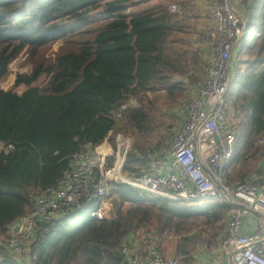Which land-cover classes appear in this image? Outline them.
Segmentation results:
<instances>
[{"label":"trees","instance_id":"1","mask_svg":"<svg viewBox=\"0 0 264 264\" xmlns=\"http://www.w3.org/2000/svg\"><path fill=\"white\" fill-rule=\"evenodd\" d=\"M133 2L0 0V80L24 51L33 62L31 74L46 77L43 83L27 81L22 92L0 88V139L13 145L0 152V264H27L13 257L2 241L28 212L32 191L54 185L70 169L75 153L102 144L119 124L117 129L137 138L126 169L151 168L138 155L152 152L147 143L160 126L151 113L159 97L150 100L149 93L165 90L176 100L184 93V79L193 81L189 68L199 65L200 55L174 45V35L187 30L180 12H171L164 3L143 8L147 2ZM245 3L248 27L258 11L260 21L242 39L227 96L238 116L233 126L236 146L227 167L230 183L242 163L264 156L258 144L264 133V0ZM58 41V50L49 55ZM28 76L19 74L18 81ZM129 95L137 97L139 106L130 108L117 125L115 115ZM163 144L159 139L157 145ZM248 170L244 167L239 177ZM110 195L116 212L108 219L91 215L99 206L95 203L57 220L41 246V263L126 264L120 252L123 241L151 223L158 248L160 236L173 233L190 255L196 238L205 233L194 221L201 218L204 226L218 222L215 240H207L214 246L230 212L219 200L175 201L126 183H115Z\"/></svg>","mask_w":264,"mask_h":264},{"label":"built area","instance_id":"2","mask_svg":"<svg viewBox=\"0 0 264 264\" xmlns=\"http://www.w3.org/2000/svg\"><path fill=\"white\" fill-rule=\"evenodd\" d=\"M209 1L215 26L204 38L208 47L204 75L193 85L182 127L170 144L160 149V155L170 158L174 170L128 171L126 158L133 149V139L124 134H117L113 142L108 136L110 145L102 143L75 153L70 169L54 185L32 191L28 212L12 225L2 241L18 261L42 264L41 246L51 226L61 218L95 203L99 206L91 210L93 217L98 220L112 217L115 210L108 198L113 185L126 183L170 200L190 203L219 200L231 205L226 234L220 239V247L231 253L229 264H264V162L255 172L233 183L228 181L226 172L236 146L227 96L235 71V55L247 33L246 3ZM169 9L179 12L180 7L172 3ZM138 106L137 97L129 95L115 115L117 125L130 108ZM115 130L117 126L110 134ZM258 144L264 147V133ZM12 148V144L0 139V152ZM251 213L256 215V223L246 230L244 221ZM120 252L126 264H186L176 257H166L146 228L128 235Z\"/></svg>","mask_w":264,"mask_h":264},{"label":"rangeland","instance_id":"3","mask_svg":"<svg viewBox=\"0 0 264 264\" xmlns=\"http://www.w3.org/2000/svg\"><path fill=\"white\" fill-rule=\"evenodd\" d=\"M143 1L145 0H134L132 4H135V3L144 4ZM194 1L196 3H200V2H204L205 0H146L145 2H147L148 4H145V6L140 5V7L142 6L143 8L144 7H155L163 3L168 5V7L172 3H177L179 7L181 5L179 12L181 11L182 15H185V16H186L185 13H187V18H184V17L182 18L184 19V21H186V23H188L187 24L188 29L185 32L179 33L177 36L174 35L175 40H176L174 45L177 48L184 47V48H188L190 51L191 50L194 51L195 49H199L198 41L202 40V37L205 38L206 34L215 26V25L212 26V28L209 27V24H212L213 22V21L211 22L212 20L210 16L211 11L208 13L209 16L207 17H205V15L203 14H197L194 10ZM248 20H249V17H248ZM259 21H260V11L256 12L254 18L251 20V23L249 24V27L247 30V34L252 33L257 28ZM180 38H181V41L178 40ZM60 45H61V41H58L55 44H53L48 54L51 56H54L55 52L58 50ZM201 54H200V59H199V65L190 66L189 68L190 70L189 74H192V77L194 78L193 81H191L190 79L186 81L184 93L181 96L177 97L176 100L174 101L171 100V98L165 92V90H160L155 93H149L150 100L154 99L155 97H159V100L157 101V106H156L157 108L154 105V109L151 110V113L154 116L156 122L158 124L160 123V126L151 135L152 137L149 139L147 143V145L150 146V149L152 150V152L156 155H160L161 147L163 146L162 147L163 149L165 146L169 145L170 142L172 141L171 139L175 136V134L182 127V124L185 118V107H186L188 100L190 99L193 85L197 83L198 81L202 80L203 75H204V67H205V64L208 58V47H207V51L205 52V57L203 54L202 55ZM235 60H236V65H237V58H235ZM236 65H235V68H236ZM32 70H33V62L28 56V53L24 51L22 54H20L19 57H17L11 63L10 74L8 75L6 79L2 81L0 80V88L7 90V91L14 90L17 92H22L27 87V84H25L27 81L31 80L30 82L34 81V83H43L46 80V77H44L43 74H39L37 76L32 75L31 74ZM19 74H27L29 76L25 78L26 80L24 79V81H18ZM18 82H20L21 84H18ZM227 110L229 113V119H230L231 125L232 126L235 125L236 127L238 116L235 114L236 110L234 106L230 104L229 101H228ZM119 125L117 127H119ZM117 134H124V135H128L132 137L133 147L134 146L136 147V140H137L136 136L131 132H122L119 130V128L115 130L114 132H112V135L109 136V140H113V139L115 140L114 137ZM159 139H163L164 144L162 146L157 145V142ZM152 152L149 151L148 153H143L139 151L138 155L140 158L147 159L148 161H150V164H153V156H152L153 153ZM257 164H258V161L255 158L253 157L249 158L248 160H246L245 163H242L239 166L238 174H236V176L234 175L235 178L233 180H237L241 178L239 177V172H244L243 171L244 167H247V168L252 167L253 170L251 173L255 172L259 168L258 166L259 164L258 165ZM156 165L158 166V164ZM112 198L113 197H111L110 195L108 198V201L112 204L116 212V206ZM229 206H230L229 217H227L224 221L225 230L227 228V224H228L229 218L232 213V207L231 205ZM194 225L198 227L197 230L205 229V233L203 234V238H196L195 243H194L195 246L193 250L191 251V253L195 250L197 246V242H201L203 244L205 243L209 248H211L213 245L207 243V240H212V241L215 240V238L213 237V233L216 232L218 229V225H219L218 222L212 223L211 225L204 226L203 220L201 218H197L194 221ZM147 227L148 228L146 229H148V231H150L153 235V232L155 231L154 229L156 228L155 224L151 223ZM225 230L223 234L219 236V238L215 241L216 244L213 247H217V241L223 238V235H225ZM160 237L162 239H161V242L159 243V248L161 249V251L163 252L165 256L176 257L179 260H183L185 263H186V260L190 259L191 254L187 255L182 251L183 245H182V241L180 240V237L178 238V235H175L172 233V234H167L165 236L162 235Z\"/></svg>","mask_w":264,"mask_h":264},{"label":"crops","instance_id":"4","mask_svg":"<svg viewBox=\"0 0 264 264\" xmlns=\"http://www.w3.org/2000/svg\"><path fill=\"white\" fill-rule=\"evenodd\" d=\"M145 1H143V2H145ZM180 7H181V5H180ZM194 10H195V12L197 14H203V15H205V17H207V16H209L208 13L212 10V4L210 3L209 0H205L204 2H200V3H196L194 1ZM183 13H185V12H183ZM185 14H186V16L182 15V13L180 11L181 18L182 17L187 18V13H185ZM211 22H212V20H211ZM214 25H215V23L212 22V24H209V27L212 28V26H214ZM179 33H181V32H178L177 35ZM203 39H204V37H202V40L198 41L199 49H195L194 51L193 50H191V51L192 52H197L198 54L201 52L204 55V57H205V52L207 51V47H206L207 44L204 42ZM178 40L181 41V38L178 39ZM236 54H237V52H236ZM235 58H236V55H235ZM188 79H190V76H188V77H186L184 79L185 83H186V81ZM110 135H112V133ZM113 140H111V142H113ZM103 143H105L106 145H108V144L110 145V143L108 142L107 139ZM107 148H108V146H107ZM263 162L264 161L261 158V159L258 160V164L259 165L258 164L257 165L260 166V164L263 163ZM156 164H158V166ZM148 170H152V172H155V173H168V172L173 171L174 169H173V167L171 165L170 158L163 157V156H160V155H156L153 158V164H151V168L148 169ZM252 170H253L252 167H250L248 172H247L248 174H246V176L250 175ZM234 181H232V182H234ZM244 223H245V229L246 230L252 229L254 227L255 223H256V215L254 213H251V214L247 215L246 218H245ZM225 234H226V230H225ZM137 245L140 248V244H137ZM139 251H141V248L139 249ZM230 255H231L230 252H227V251H225L224 249H222L220 247V239L217 242V247H213L212 246L211 248H209L205 243L203 244L201 242H197V246H196L195 250L191 253L190 260H186V264H229Z\"/></svg>","mask_w":264,"mask_h":264},{"label":"water","instance_id":"5","mask_svg":"<svg viewBox=\"0 0 264 264\" xmlns=\"http://www.w3.org/2000/svg\"><path fill=\"white\" fill-rule=\"evenodd\" d=\"M58 152H59V151H57V153H58ZM16 230H17V226L14 227V231H16Z\"/></svg>","mask_w":264,"mask_h":264}]
</instances>
